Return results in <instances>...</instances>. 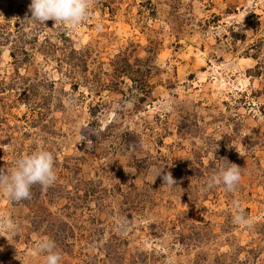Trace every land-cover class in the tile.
Instances as JSON below:
<instances>
[{
  "label": "rangeland",
  "instance_id": "374dc122",
  "mask_svg": "<svg viewBox=\"0 0 264 264\" xmlns=\"http://www.w3.org/2000/svg\"><path fill=\"white\" fill-rule=\"evenodd\" d=\"M30 3L0 0V168L44 149L57 180L0 194V264H264V0H94L75 29Z\"/></svg>",
  "mask_w": 264,
  "mask_h": 264
},
{
  "label": "clouds",
  "instance_id": "9594fccd",
  "mask_svg": "<svg viewBox=\"0 0 264 264\" xmlns=\"http://www.w3.org/2000/svg\"><path fill=\"white\" fill-rule=\"evenodd\" d=\"M94 0H31L28 6L30 16L27 20L46 23L49 20L54 24H61L68 29H75L84 22ZM242 156V154L240 153ZM55 156L51 151L40 149L30 154L22 155L13 161L11 169L0 168V194L6 195L13 202H20L31 198V188L40 185L42 189L52 186L56 180L54 169ZM161 177L162 184L172 186L176 184L170 172L161 169L157 177ZM241 167L229 162L215 172L207 181L206 188L223 185L225 190L233 192L241 180ZM236 212L233 223L251 227L252 221L245 215L238 204L234 205ZM4 228L0 223V229ZM38 250L46 253L43 264H60L62 259L56 251V245L51 240H42Z\"/></svg>",
  "mask_w": 264,
  "mask_h": 264
}]
</instances>
